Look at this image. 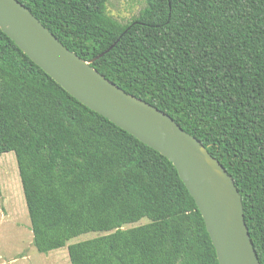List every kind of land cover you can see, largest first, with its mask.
<instances>
[{
	"label": "trees",
	"instance_id": "16d2710c",
	"mask_svg": "<svg viewBox=\"0 0 264 264\" xmlns=\"http://www.w3.org/2000/svg\"><path fill=\"white\" fill-rule=\"evenodd\" d=\"M129 94L169 114L233 178L264 264V0H145L127 23L108 0H18ZM13 151L32 243L69 264H219L165 156L91 110L0 29V154ZM146 218L143 224L124 228Z\"/></svg>",
	"mask_w": 264,
	"mask_h": 264
},
{
	"label": "water",
	"instance_id": "95a60500",
	"mask_svg": "<svg viewBox=\"0 0 264 264\" xmlns=\"http://www.w3.org/2000/svg\"><path fill=\"white\" fill-rule=\"evenodd\" d=\"M0 29L34 64L91 110L172 162L204 220L219 264H261L242 197L223 164L163 110L127 93L65 47L18 0H0Z\"/></svg>",
	"mask_w": 264,
	"mask_h": 264
},
{
	"label": "rangeland",
	"instance_id": "374dc122",
	"mask_svg": "<svg viewBox=\"0 0 264 264\" xmlns=\"http://www.w3.org/2000/svg\"><path fill=\"white\" fill-rule=\"evenodd\" d=\"M145 0H108L106 12L127 23L145 7ZM146 218L124 228L146 223ZM101 233H82L65 246L41 253L32 243V231L17 161L13 151L0 154V264H69L67 246Z\"/></svg>",
	"mask_w": 264,
	"mask_h": 264
}]
</instances>
